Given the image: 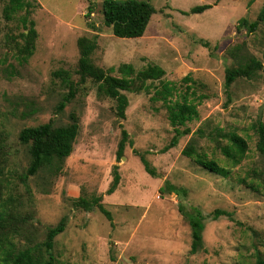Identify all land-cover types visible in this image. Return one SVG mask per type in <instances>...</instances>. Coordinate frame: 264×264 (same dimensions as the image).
Instances as JSON below:
<instances>
[{"label": "rangeland", "instance_id": "rangeland-1", "mask_svg": "<svg viewBox=\"0 0 264 264\" xmlns=\"http://www.w3.org/2000/svg\"><path fill=\"white\" fill-rule=\"evenodd\" d=\"M36 1L31 15L38 31L36 49L24 64L10 48L13 37L23 31L19 19L24 12L9 19L5 2L0 1V130L6 131L2 144L7 158L0 204L13 215L9 228L15 240H11L19 246L42 243L48 229L66 218L65 231L55 238L52 249L62 262L256 264L264 260V155L257 149L258 121L264 122V108L259 116L264 107V71L225 87L227 68L250 56L264 61V23L254 32L241 25L243 18L250 23L258 18L264 0H149L156 13L137 38L113 34L104 23V0ZM202 4L213 7L202 13L182 12ZM81 36L96 37L91 57L104 69L123 63L136 71L149 65L165 69L160 80L147 81L149 90L123 91L129 99L125 119L117 116L116 101L99 95L92 80L80 85L72 102L57 112L68 88L53 73L65 69L79 81ZM202 41H209L210 47ZM164 82L176 86L169 103L185 98L198 112L179 126L190 133L168 150L175 128L156 94ZM31 108L34 113L22 115ZM73 111L80 118V131L62 173L41 172L24 182L28 154L19 142L20 130L49 120L66 124ZM123 128L132 144L118 159ZM233 132L248 143L247 155L238 165L221 150L229 144L226 135ZM188 145L215 160L225 173L216 174L184 155ZM137 153L146 157L157 177L146 171ZM114 165L119 166L121 180L108 195ZM166 181L186 188L187 196L161 195ZM98 195L103 196L112 221L98 208L86 211L74 204L79 196ZM180 203L189 212L197 207L205 217L204 247L195 254L191 225L179 210ZM216 210L226 214L215 218Z\"/></svg>", "mask_w": 264, "mask_h": 264}, {"label": "trees", "instance_id": "trees-1", "mask_svg": "<svg viewBox=\"0 0 264 264\" xmlns=\"http://www.w3.org/2000/svg\"><path fill=\"white\" fill-rule=\"evenodd\" d=\"M5 2L4 13L8 14L9 19H13L19 12H24L19 21L23 28L18 37H13L10 48L19 64H24L33 56L36 49V40L38 31L35 27V21L31 18L32 12L38 6L36 0H0ZM212 4H202L193 6L189 11H182L184 14L202 13L212 8ZM104 23L111 27L115 36L120 38H137L144 35L152 16L156 13L155 6L149 0H104L102 4ZM92 8L90 9V12ZM264 23V4L258 14V18L249 22L246 18L241 20V25H245L249 32H254L260 23ZM206 47H210L209 41H202ZM80 57L78 60L77 73L79 81H74L68 70L59 69L53 73V76L59 78L68 88L66 94L57 105V112H62L68 103L75 98L80 85H84L88 80L97 84L99 95L107 96L116 101V113L121 119L126 118V109L129 105V99L123 91L140 92L149 90L148 80H160L166 73L165 69L159 65H149L146 68L136 71L130 63H123L118 68L110 67L104 69L94 63L92 54L97 47L96 37L81 36L77 41ZM262 69L264 71V61L258 60L254 56L248 57L244 62H239L237 66L226 69L225 87L228 89L232 83L240 77H253L255 73ZM117 72L118 75L114 73ZM13 73V69L10 71ZM188 77V76H187ZM185 77V79H187ZM176 89L172 82H164L157 89L158 98L164 101L169 111V119L175 128L168 150L178 144L179 137L190 133L188 128L180 129L187 121L198 116L196 106L189 104L184 98V102L176 101L169 103V97L174 94ZM32 107V104H28ZM35 112V108L29 111H23L26 116ZM80 131V118L76 112H71L70 121L66 124L57 125L54 120H49L34 126H27L19 132V142L26 147L28 154V165L22 174V180L27 182L30 177L37 176L41 172H47L52 175L62 173L66 159L72 154L74 144ZM258 142L257 149L264 155V122L258 121ZM6 131L0 130V201L2 200V190L4 185L1 181L3 169L7 163L4 156L2 144L6 140ZM229 144L221 147L223 154L238 165L246 157L248 152L247 140L236 132L226 135ZM127 144H132L130 135L126 129H122V138L119 142L118 159L124 155ZM138 154V153H137ZM183 154L191 157L198 165L210 170L216 174H224V170L213 159H208L206 155L200 154L195 147L188 145L184 148ZM146 171L153 177H157L155 170L151 167L149 161L142 154H138ZM121 180L119 166L113 167V179L107 189V194L111 195L118 188ZM248 186L254 188L253 184ZM161 195L166 193H176L179 198L187 196V190L184 187L165 182L160 187ZM103 196H93L86 198L79 196L74 200L77 207L86 211H93L98 208L110 221L113 216L110 210L102 202ZM0 204V264H75L71 262H62L56 259L52 253L55 238L65 231L66 218L48 229L46 239L42 243L34 245H17L11 240L10 234L11 212L2 208ZM179 210L187 218L192 229L191 252L197 253L204 247L203 232L205 229L204 215L200 209L194 207L191 212L186 211L184 204L180 203ZM220 214H226L224 211L216 210L213 214L218 218ZM14 233L18 234L14 228ZM13 234V233H12ZM256 264H264V260L257 261Z\"/></svg>", "mask_w": 264, "mask_h": 264}, {"label": "water", "instance_id": "water-1", "mask_svg": "<svg viewBox=\"0 0 264 264\" xmlns=\"http://www.w3.org/2000/svg\"><path fill=\"white\" fill-rule=\"evenodd\" d=\"M263 108H264V107H261V108H260V113H259L260 118L262 117V111H263Z\"/></svg>", "mask_w": 264, "mask_h": 264}]
</instances>
